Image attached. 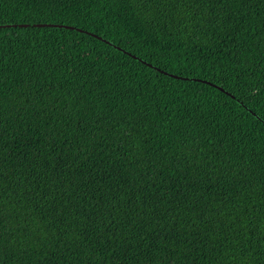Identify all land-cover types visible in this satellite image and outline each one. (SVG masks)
I'll list each match as a JSON object with an SVG mask.
<instances>
[{"label":"trees","instance_id":"trees-1","mask_svg":"<svg viewBox=\"0 0 264 264\" xmlns=\"http://www.w3.org/2000/svg\"><path fill=\"white\" fill-rule=\"evenodd\" d=\"M0 27V264H264V0Z\"/></svg>","mask_w":264,"mask_h":264},{"label":"snow or ice","instance_id":"snow-or-ice-1","mask_svg":"<svg viewBox=\"0 0 264 264\" xmlns=\"http://www.w3.org/2000/svg\"><path fill=\"white\" fill-rule=\"evenodd\" d=\"M142 3H149L150 0H141ZM166 2H170L173 6H177L181 3H183L185 6H189L194 4L196 7H199L202 3L205 2V0H166ZM208 3H213V2H217L219 3L221 6L224 5V3L226 2V0H207ZM241 3L244 7H247V0H241ZM260 159L262 161V163H264V152H262L260 154ZM107 250V248L105 249ZM111 254V253H109Z\"/></svg>","mask_w":264,"mask_h":264},{"label":"clouds","instance_id":"clouds-1","mask_svg":"<svg viewBox=\"0 0 264 264\" xmlns=\"http://www.w3.org/2000/svg\"><path fill=\"white\" fill-rule=\"evenodd\" d=\"M45 26H47V25H38V27H45ZM8 27H10V26H8ZM13 27H16V25L15 26H13ZM1 28V27H0ZM144 64H146L145 62H143ZM170 75V74H169ZM170 76H174V75H170ZM174 77H177V76H174ZM127 93H130V92H127Z\"/></svg>","mask_w":264,"mask_h":264}]
</instances>
